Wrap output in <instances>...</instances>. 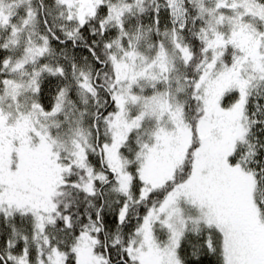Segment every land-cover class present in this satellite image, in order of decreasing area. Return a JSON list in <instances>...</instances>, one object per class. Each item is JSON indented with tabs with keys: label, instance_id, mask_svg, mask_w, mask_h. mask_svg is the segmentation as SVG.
<instances>
[{
	"label": "snow or ice",
	"instance_id": "1",
	"mask_svg": "<svg viewBox=\"0 0 264 264\" xmlns=\"http://www.w3.org/2000/svg\"><path fill=\"white\" fill-rule=\"evenodd\" d=\"M0 264H264V0H0Z\"/></svg>",
	"mask_w": 264,
	"mask_h": 264
}]
</instances>
